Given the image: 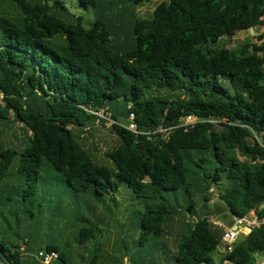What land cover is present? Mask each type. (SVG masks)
<instances>
[{
	"label": "trees",
	"instance_id": "1",
	"mask_svg": "<svg viewBox=\"0 0 264 264\" xmlns=\"http://www.w3.org/2000/svg\"><path fill=\"white\" fill-rule=\"evenodd\" d=\"M152 1L0 0V264L35 249L99 264L124 203L129 264L264 253V226L224 253L215 224L264 215V33L217 45L264 26V0H168L140 17ZM189 115L204 121L176 127ZM107 123L101 160L86 134Z\"/></svg>",
	"mask_w": 264,
	"mask_h": 264
},
{
	"label": "rangeland",
	"instance_id": "2",
	"mask_svg": "<svg viewBox=\"0 0 264 264\" xmlns=\"http://www.w3.org/2000/svg\"><path fill=\"white\" fill-rule=\"evenodd\" d=\"M168 0H153L151 3L145 4L144 6L140 7L137 9L136 13L140 16V17H147L149 16L152 11L154 10V8L156 7V5L162 3V2H167ZM68 2V1H66ZM65 2V3H66ZM66 5H68V8L70 10V12L74 15V16H81L84 18V25L86 28H90L92 23H93V15L90 11H76L73 7V5L69 3H66ZM6 13L5 15H8L10 17H13L16 13V8L13 5H7V7L5 8ZM262 33H264V26H259L256 28H252L246 31H242V32H237L236 34H233L230 38H225L222 40L217 41V45L218 46H223L226 48H231V47H235L237 44H243L246 40H251L252 42H256L257 37L259 35H261ZM1 100V98H0ZM110 124H106L105 127H96L93 128V130L91 131V134H86V136H88V144L89 147H94L97 146L98 149L100 150L99 152H97V156L100 157V159H105L104 158V152L106 150H108L113 144H115L116 142V137L110 133V129H109ZM10 133L11 130L7 129L5 132V137L9 138L10 137ZM118 200H122L121 197H118ZM122 209V213H119L116 217V222H117V227H113L111 229V235H108L107 237H105L103 239V247H104V254L103 257L100 260L99 264H129V260L128 258L121 252L120 254V250L119 252H117L116 248L119 245V239L121 236V233L124 231H121V233H118L117 230H120L118 227L120 223H126L125 220H123V218L121 216H126L125 214L128 213V211L126 210L125 207V203L123 204V206L121 207ZM116 211V210H115ZM217 215H221L222 213V209L221 207L218 209V211L216 212ZM215 217L217 218V220H222V216H220L219 218L215 215ZM115 222L111 223L110 225H115ZM109 225V226H110ZM43 226V225H42ZM117 232V233H116ZM244 234L240 235L238 240H243L244 239ZM23 248L25 249V246H23ZM36 251V249H35ZM33 252V251H29V252H24V258L25 261L27 262V264H40V262L38 261V259L36 258V254L37 252ZM92 254V249H90V254L87 257L84 258H79L78 262L76 264H88V261H86V258L91 257ZM264 254V253H262ZM219 257L218 255H214V260L218 261ZM52 264H61L60 262H58L57 260H55Z\"/></svg>",
	"mask_w": 264,
	"mask_h": 264
},
{
	"label": "built area",
	"instance_id": "3",
	"mask_svg": "<svg viewBox=\"0 0 264 264\" xmlns=\"http://www.w3.org/2000/svg\"><path fill=\"white\" fill-rule=\"evenodd\" d=\"M96 114L103 117V111H100ZM203 121L204 120H201L194 115H189L180 119L176 127H181L185 130H188ZM210 122L214 123L215 121ZM126 128L131 132L138 134L137 126L133 122V115L129 117ZM161 131L163 132V130ZM215 224L222 229L223 234L221 243L223 252L230 253L233 250V246L238 241L240 235L244 234L246 236L252 230L264 226V215H260V210H252L242 217H234L232 222L229 224H223L219 221H216ZM36 258L40 264H52L57 259V254L55 252L39 250L36 254ZM225 264L231 263L225 262ZM254 264H264V254L257 255L255 257Z\"/></svg>",
	"mask_w": 264,
	"mask_h": 264
},
{
	"label": "crops",
	"instance_id": "4",
	"mask_svg": "<svg viewBox=\"0 0 264 264\" xmlns=\"http://www.w3.org/2000/svg\"><path fill=\"white\" fill-rule=\"evenodd\" d=\"M123 220H125V219H123ZM243 236H245V235H243Z\"/></svg>",
	"mask_w": 264,
	"mask_h": 264
}]
</instances>
